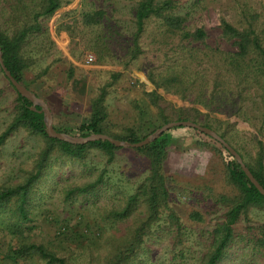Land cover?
I'll list each match as a JSON object with an SVG mask.
<instances>
[{
  "label": "rangeland",
  "instance_id": "rangeland-1",
  "mask_svg": "<svg viewBox=\"0 0 264 264\" xmlns=\"http://www.w3.org/2000/svg\"><path fill=\"white\" fill-rule=\"evenodd\" d=\"M11 1L0 0L2 30L8 26L5 17ZM135 1L62 0L43 19L42 32L27 39L24 52L33 63L24 72L23 81L46 104L51 126L75 136L77 126L89 114L91 97L104 85L107 129L120 134L128 128L139 131L142 120L145 129L147 115L156 118V108L144 93L154 90L162 98L159 105L167 106L168 115L178 107H195L206 113L246 159L256 151L255 139L261 140L264 165L257 91H250L238 112L226 114L207 111L177 93L155 87L147 74L164 73L179 56L178 40L160 34L155 19L146 22L139 37L140 53L125 62ZM173 2L174 13L184 17L185 28H202L206 34L204 41L211 47L234 49L232 42L219 32L222 20L237 28L251 25L264 47V0ZM95 11L101 14L95 15ZM106 26L111 27V36L103 38L108 49L100 54L95 43H102ZM207 66L202 61L197 68L207 69ZM12 99L13 91L0 73V132L11 118ZM166 135L169 143L162 170L171 178L167 183V203L178 217L180 231L177 235L168 223L160 221L152 225L137 258L130 264H198L209 246L208 232L224 210L214 199L220 193L229 195L232 190L223 169V157L212 148L214 144L209 139L186 126L170 129ZM42 147L40 137L23 129L9 134L0 145V185L19 181L33 167ZM99 174L101 180L93 191L65 195L71 184L93 181ZM146 175L145 157L131 147L115 150L113 160L108 163L96 148H90L80 160L51 155L30 192L26 217L18 220L15 212L12 216L0 211V264H46L31 252L12 254L13 249H24L28 243L42 245L48 252L62 257L66 264H105L113 247L110 232L118 226L124 233L134 218L131 215L115 223L105 215L110 208L120 207ZM263 224L264 208L251 209L248 225L253 227L252 232L256 233ZM218 264H264V249L232 243Z\"/></svg>",
  "mask_w": 264,
  "mask_h": 264
},
{
  "label": "trees",
  "instance_id": "trees-1",
  "mask_svg": "<svg viewBox=\"0 0 264 264\" xmlns=\"http://www.w3.org/2000/svg\"><path fill=\"white\" fill-rule=\"evenodd\" d=\"M62 0H12L5 21L7 29H0V57L1 61L15 81L28 86L23 81V74L32 65L31 58L25 54L24 46L27 39L40 34L43 30V19L50 16L59 7ZM173 0H136L132 8L133 30L128 37L126 49L127 59H134L140 53L138 40L144 31L147 21L155 19L159 33H166L178 40L179 56L174 58L172 66L165 68L164 73L147 74L149 81L155 87L165 91L177 93L191 103L200 104L207 111L236 113L242 102L250 96V91H257V106L260 110L261 123L259 132L264 137V47L251 25L237 28L226 21H221L219 32L226 40H230L233 50H221L205 43L206 34L202 28L188 30L185 28L184 17L174 13ZM101 11H95L100 15ZM107 32L102 34V43H95V50L102 54L108 49V39L111 27L106 26ZM108 34V35H107ZM106 36V37H104ZM50 42V41H49ZM205 61L207 69H198L200 62ZM180 64V65H178ZM0 73H2L0 69ZM165 74L168 80L165 81ZM6 84L13 91L12 115L0 132V145L5 138L16 131L23 129L31 135L40 137L43 147L38 152L33 167L16 183L0 185V211L9 212L18 216V220L25 218L30 192L36 180L42 175L43 169L53 154L68 159L80 160L90 148H96L105 156V162H111L115 150L120 149L105 139H96L83 144H73L57 138L48 137L45 132L40 106L19 95L3 75ZM104 85L97 89L96 94L89 101V114L77 126L75 136L85 137L90 134H105L113 139L135 143L143 139L155 128L170 122L188 120L202 127L214 131L240 156L241 161L252 177L264 189L263 142L255 139L256 151L252 157L246 159L242 153L232 146L225 138L223 131H218L206 113H201L195 107L173 108L172 115L166 114V107H161L162 98L154 91L144 93L149 103L156 108V118L147 115V125L143 129L144 120L134 130L128 128L124 133H111L105 126L106 109ZM172 108V107H170ZM177 126L163 130L150 142L132 150L142 154L147 161V175L140 182L136 190L128 195L120 207L110 208L105 218L113 222L134 215L125 232L118 226L110 232L113 247L105 259V264H130L136 258L144 236L150 233L152 225L168 223L177 232L180 231V222L177 215L168 205V186L170 177L162 170V163L166 154L165 148L169 143L166 132ZM57 132L69 134L68 130L55 128ZM191 128V127H189ZM198 135L209 139L212 148L223 157V169L228 182L231 184L229 195L218 194L214 201L224 206L220 220L216 221L209 230V246L202 253L198 264H218L226 249L232 244H247L252 248L264 249V224L253 233L249 222L251 209L264 208V196L248 180L238 163L227 150L215 139L205 133L192 128ZM71 135V134H69ZM73 136V135H72ZM216 146V147H215ZM101 180V175L86 183H73L65 189V195H84L95 189ZM6 210V211H5ZM17 220V218H16ZM108 236V238H109ZM174 238V237H173ZM36 254L46 264H66L62 257L48 252L42 245L28 243L24 249H13L14 256Z\"/></svg>",
  "mask_w": 264,
  "mask_h": 264
},
{
  "label": "water",
  "instance_id": "water-1",
  "mask_svg": "<svg viewBox=\"0 0 264 264\" xmlns=\"http://www.w3.org/2000/svg\"><path fill=\"white\" fill-rule=\"evenodd\" d=\"M0 69L3 73V75L7 78L9 83L13 86L14 90L21 96L29 99L32 103L38 104L40 106V109L38 111L42 112L43 115V123H44V128L46 135L48 137H53L57 138L69 143L73 144H83L92 140L96 139H105L114 146H119V147H139L143 144H146L153 140L155 137H157L163 130H165L168 127L171 126H186V127H191L195 128L206 135L212 137L213 139L217 140L226 150L227 152L233 157V159L238 163L239 167L241 170L244 172L248 180L254 185V187L257 189V191L264 196V189L258 184V182L252 177V175L249 173L248 169L245 167L243 162L241 161L240 156L238 153L230 146L228 145L221 137H219L214 131H212L209 128L202 127L194 122L188 121V120H183V121H170L167 122L157 128H155L150 134L146 135L143 139H141L138 142L135 143H128L125 141L121 140H116L113 139L105 134L97 133V134H90L85 137H78V136H72L67 133L63 132H57L53 130L51 124H50V112L46 106V104L36 97L30 90H28L25 86L21 85L17 81L13 79V77L10 75V73L6 70L4 67L1 57H0Z\"/></svg>",
  "mask_w": 264,
  "mask_h": 264
}]
</instances>
